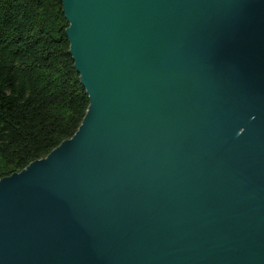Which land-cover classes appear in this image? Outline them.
Here are the masks:
<instances>
[{
	"label": "water",
	"instance_id": "water-1",
	"mask_svg": "<svg viewBox=\"0 0 264 264\" xmlns=\"http://www.w3.org/2000/svg\"><path fill=\"white\" fill-rule=\"evenodd\" d=\"M89 97L0 179V264H264V0H61Z\"/></svg>",
	"mask_w": 264,
	"mask_h": 264
},
{
	"label": "trees",
	"instance_id": "trees-1",
	"mask_svg": "<svg viewBox=\"0 0 264 264\" xmlns=\"http://www.w3.org/2000/svg\"><path fill=\"white\" fill-rule=\"evenodd\" d=\"M61 0H0V179L74 136L89 97Z\"/></svg>",
	"mask_w": 264,
	"mask_h": 264
},
{
	"label": "rangeland",
	"instance_id": "rangeland-1",
	"mask_svg": "<svg viewBox=\"0 0 264 264\" xmlns=\"http://www.w3.org/2000/svg\"><path fill=\"white\" fill-rule=\"evenodd\" d=\"M87 93V92H86Z\"/></svg>",
	"mask_w": 264,
	"mask_h": 264
}]
</instances>
